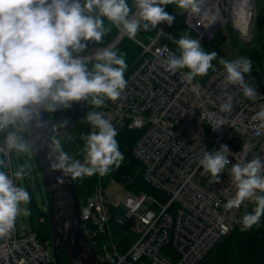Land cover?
Listing matches in <instances>:
<instances>
[{"label":"built area","instance_id":"1","mask_svg":"<svg viewBox=\"0 0 264 264\" xmlns=\"http://www.w3.org/2000/svg\"><path fill=\"white\" fill-rule=\"evenodd\" d=\"M221 2L204 0L199 15L187 14L186 24L200 44L212 41L223 25L217 21L219 14L225 18ZM165 25H158L157 36L150 43L137 41L143 52L125 76L127 85L122 98L105 99L104 106L92 110L104 113L118 134L125 128L141 131L133 155L143 165L145 180L159 192L152 195L123 191L124 198L114 202L100 182L89 201H80L82 231L99 259L107 264H200L253 204L245 201L238 209L224 207L235 194V186L227 170L220 175L219 183H212L207 174L201 175L203 168L198 161L203 151L212 152L219 150L221 144L227 145L232 153L228 167L255 157L264 160V129L252 119L264 105L259 84L245 77L246 82L254 83L259 97L249 100L233 86L232 112L219 111L223 102V68L215 67L204 82L195 78L192 84L183 79V70L167 71V56L179 53L161 43L159 30L164 31ZM251 33L240 36L249 42ZM124 36L127 35L120 31L107 48L114 47ZM97 50L88 46L84 54L91 56ZM73 105V111L81 113L90 109L87 103ZM216 121L227 124L213 130L210 126ZM74 128L71 121L65 129L52 133L64 138ZM92 131L88 124L84 135ZM83 158L82 153L79 160ZM13 161L12 153L8 162L14 172ZM0 264L55 262L52 251L42 245L37 233L20 229L16 219L12 233L0 238Z\"/></svg>","mask_w":264,"mask_h":264},{"label":"clouds","instance_id":"2","mask_svg":"<svg viewBox=\"0 0 264 264\" xmlns=\"http://www.w3.org/2000/svg\"><path fill=\"white\" fill-rule=\"evenodd\" d=\"M173 4L188 15H199L204 0H132L131 5L128 0H0V238L12 233L18 216L29 215L26 205L30 194L17 183L27 169L11 171L8 158L12 153L33 150L30 131L65 129L69 121L54 120L53 114L72 108L76 102L99 108L105 99L122 98L128 68L124 55L107 47L86 55L89 43L101 42L112 26L129 38H135L141 30L157 29L162 22L170 27L175 16L165 8ZM159 34L165 35L162 29ZM173 43L179 55L167 56V71L187 69L183 79L192 84L209 69L215 70L212 61L217 59V52L205 51L198 39L185 33ZM219 64L223 68L219 111L232 112L233 86L249 100L259 97L254 83L245 80L253 68L249 57L220 58ZM252 119L264 129V105ZM83 122L93 129L81 137L83 161L69 155L59 138L50 136V169L72 178L106 175L123 161L115 139L117 129L99 111H88ZM224 124L227 122L216 121L210 127L218 130ZM230 155L229 147L221 144L216 151L205 149L198 164L203 168L201 175L207 174L212 183H219L220 175L228 171L236 191L224 205L226 209H238L245 201L255 205L240 221L242 230H247L264 216V160L255 157L228 167Z\"/></svg>","mask_w":264,"mask_h":264},{"label":"trees","instance_id":"3","mask_svg":"<svg viewBox=\"0 0 264 264\" xmlns=\"http://www.w3.org/2000/svg\"><path fill=\"white\" fill-rule=\"evenodd\" d=\"M128 2L130 5L132 4V0H128ZM175 9L176 6L174 4L168 5L165 8L170 14H173ZM133 11H135L134 8ZM105 24L108 25L109 22L105 20ZM252 31L253 39L250 42L241 43L237 40L236 33L230 30L228 32L229 35H217V37H215L212 42H208V44L210 47L216 48L220 52V47L225 45L230 38L229 44L232 46L231 48L234 52L231 57L227 56L226 58L231 60L238 56L249 57L253 62V68L251 74L246 77L259 84L264 92V0L259 7H256ZM119 33V29L112 26L111 31L102 38L101 42H90L89 46L98 49L105 48L118 37ZM157 33L158 26L157 29L150 31L141 30L138 31L135 38L124 36L111 48L118 54L124 55L128 65L125 76L141 58L143 50L137 41L148 44L157 36ZM185 33L190 36L192 34L196 36V33L186 24L185 19H182L171 27L169 34L161 40V43L167 44L173 51L179 53L177 46L173 43V39H178ZM222 56L225 57L224 55ZM82 103L89 104L90 109L88 111H92L95 107L89 102ZM86 114L87 112L81 113L79 110L73 111L72 108L61 110L53 114V117L57 119H67L69 122L73 121L75 123L74 129L64 138H59L63 149L75 159H79L82 156L81 149L83 148L84 140L81 139V137L88 129V124L83 122ZM140 135L141 131L128 128L123 129L115 137L119 144V150L123 153V161L120 163L119 167L113 165L110 171L103 176L94 174L92 176L80 177L74 181L80 201H89L98 183L101 182L106 187V184L111 180L121 184L123 190L130 193L146 192L148 194L158 195L159 192L145 180L142 163L133 155V147ZM35 160L37 163L36 168L40 170L36 157ZM30 209L32 224L30 230L37 233L40 242L45 248L51 250L52 234L49 228L48 211L43 210L34 200L31 202ZM252 210V205L245 209L235 229L225 237L200 264H264V216H261L260 221L247 230H242V225L240 223L242 216L246 212H251ZM61 253L64 264H69L63 248H61Z\"/></svg>","mask_w":264,"mask_h":264},{"label":"water","instance_id":"4","mask_svg":"<svg viewBox=\"0 0 264 264\" xmlns=\"http://www.w3.org/2000/svg\"><path fill=\"white\" fill-rule=\"evenodd\" d=\"M253 4V3H252ZM254 5L243 11L244 22L234 21V29L244 38L251 33ZM32 150L49 193L48 220L52 234V256L55 264H64L61 248L69 264H107L99 259L96 250L82 231L80 199L71 176L51 170L48 159V140L53 136L49 129H32ZM46 204V202H44Z\"/></svg>","mask_w":264,"mask_h":264},{"label":"rangeland","instance_id":"5","mask_svg":"<svg viewBox=\"0 0 264 264\" xmlns=\"http://www.w3.org/2000/svg\"><path fill=\"white\" fill-rule=\"evenodd\" d=\"M262 2H263V0H252V3H253L254 8H255V13L253 16V23H254V19H255V15H256V7H259ZM220 6H221V9L223 10L224 17L226 18V20L224 21L223 25L221 27H219V29L214 33L213 40L215 39V37H217V35H223V36L229 35L228 32L231 30V31L236 33L237 40H239L241 43H246V41L243 40L241 38L240 34L234 29V25H233L234 20H232V16L230 17V13L228 12L229 1L223 0V2H221ZM230 7H232L231 4H230ZM230 12H231V10H230ZM172 15L175 16V20L170 27L167 24L165 25V29L163 31L165 33V35L161 36L162 39L169 34L171 27L174 26L177 22H179L182 19L186 20L187 13L183 12V10L176 8ZM252 26H253V24H252ZM251 30H252V28H251ZM191 38L197 39V37L194 34L191 35ZM252 39H253V31L251 33V37L249 40L252 41ZM229 43H230V38L227 40L225 45L221 46L222 48L220 47V52L218 49L210 47L208 42H203L201 45L205 51L217 52V54H218L217 59L212 61V64L215 67H217L220 65L219 59L221 57H223L222 55L225 56L223 58H226L227 56L231 57L233 55L234 51L231 48L232 46ZM212 70L213 69H209V72L206 76H202V77L198 76V77H196V79L199 80L200 82H204L209 77ZM183 71L186 72L187 69H183ZM13 154H14V161H13L14 171H16L17 169H19L21 167H26V169H27L25 175L23 177H21L17 181V183H19V181H20V185L25 187L26 190L30 194V202L26 205V207L29 210V215L24 216L23 214H21L20 216H18L17 217L18 226L20 229L22 227H24V228H27L30 230L31 225H32L31 224V217H30V210H31L30 208H31L32 200L36 201L37 205L40 206L43 210H48L49 200H50L49 195H48L49 193H48L45 181L42 177L41 171L36 168L37 163H36L34 155L32 154V151L25 153V154H19V153H13ZM123 191L124 190H123L122 185L117 183L114 180H111L110 182H108L106 184V187H105L106 194L114 202H119L124 198V192ZM44 202H46V204H44ZM252 206H253V208L255 207L254 204H252Z\"/></svg>","mask_w":264,"mask_h":264},{"label":"bare ground","instance_id":"6","mask_svg":"<svg viewBox=\"0 0 264 264\" xmlns=\"http://www.w3.org/2000/svg\"><path fill=\"white\" fill-rule=\"evenodd\" d=\"M228 1H229L228 12L230 13V17L232 16V20L244 22L243 11L248 5L249 6L253 5L252 0H228ZM230 4L232 7H230ZM218 17H219V19L217 20L218 24H223L226 18H223V16L220 14L218 15Z\"/></svg>","mask_w":264,"mask_h":264}]
</instances>
